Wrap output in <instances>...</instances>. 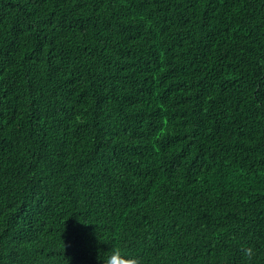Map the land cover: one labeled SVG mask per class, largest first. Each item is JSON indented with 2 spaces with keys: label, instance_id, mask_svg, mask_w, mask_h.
<instances>
[{
  "label": "trees",
  "instance_id": "1",
  "mask_svg": "<svg viewBox=\"0 0 264 264\" xmlns=\"http://www.w3.org/2000/svg\"><path fill=\"white\" fill-rule=\"evenodd\" d=\"M114 246L264 264V0H0V264Z\"/></svg>",
  "mask_w": 264,
  "mask_h": 264
},
{
  "label": "clouds",
  "instance_id": "2",
  "mask_svg": "<svg viewBox=\"0 0 264 264\" xmlns=\"http://www.w3.org/2000/svg\"><path fill=\"white\" fill-rule=\"evenodd\" d=\"M64 247L65 245L63 244V249ZM241 252L248 264H251L257 256V250L252 246H242ZM103 264H143V260L139 256L125 253L120 247L114 246L103 258Z\"/></svg>",
  "mask_w": 264,
  "mask_h": 264
}]
</instances>
